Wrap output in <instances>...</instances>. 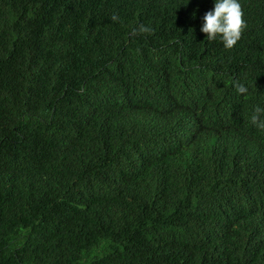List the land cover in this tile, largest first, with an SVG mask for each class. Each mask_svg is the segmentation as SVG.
Wrapping results in <instances>:
<instances>
[{"label": "trees", "instance_id": "16d2710c", "mask_svg": "<svg viewBox=\"0 0 264 264\" xmlns=\"http://www.w3.org/2000/svg\"><path fill=\"white\" fill-rule=\"evenodd\" d=\"M240 3L226 50L213 0H0V264H264V0Z\"/></svg>", "mask_w": 264, "mask_h": 264}, {"label": "clouds", "instance_id": "9594fccd", "mask_svg": "<svg viewBox=\"0 0 264 264\" xmlns=\"http://www.w3.org/2000/svg\"><path fill=\"white\" fill-rule=\"evenodd\" d=\"M213 5V9L204 14L200 31L207 41L219 39L224 49L231 50L247 28L240 0H213ZM238 91L245 93L247 89L240 86ZM250 119L254 126L264 129V106L257 105Z\"/></svg>", "mask_w": 264, "mask_h": 264}]
</instances>
